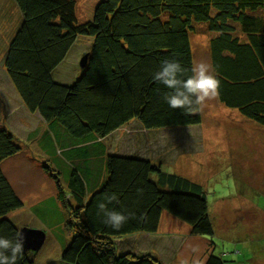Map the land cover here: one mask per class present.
<instances>
[{
	"label": "trees",
	"instance_id": "trees-1",
	"mask_svg": "<svg viewBox=\"0 0 264 264\" xmlns=\"http://www.w3.org/2000/svg\"><path fill=\"white\" fill-rule=\"evenodd\" d=\"M13 2L20 22L7 44L4 69L22 104L46 123L44 136L53 133L62 146L69 145L63 151L72 165L66 187L60 169L40 161L67 211L71 239L61 250V263L163 264L157 252L128 246L119 252L116 242L156 232L163 212L186 223L190 235L212 236L201 184L166 171L161 158L110 153L103 139L132 120L145 130L200 122L198 107L191 113L169 108L163 99L168 90L153 80L166 58L191 69L190 33L196 24L211 34L218 101L264 127V0H98L84 22L76 17L74 0ZM79 37L89 40L85 66L78 61L73 81L60 83L53 72ZM23 145L0 123V164ZM113 192L118 200L108 207L129 215L118 231L102 222L97 208ZM22 205L0 166V236H18L20 228L7 214ZM33 256L22 244L18 264H35ZM224 262L210 254L205 264Z\"/></svg>",
	"mask_w": 264,
	"mask_h": 264
},
{
	"label": "rangeland",
	"instance_id": "rangeland-1",
	"mask_svg": "<svg viewBox=\"0 0 264 264\" xmlns=\"http://www.w3.org/2000/svg\"><path fill=\"white\" fill-rule=\"evenodd\" d=\"M97 1L74 0L77 19L88 20ZM19 22V10L13 0H0V123L10 124L12 129L18 128V120L24 122V106L10 89L12 84L3 61ZM210 37L204 24L195 25L194 32L190 33L193 64L210 63ZM76 42L53 72L60 83L73 81L78 73V61L88 49L87 37H79ZM198 112L200 122L197 124L154 130H145L132 120L106 136L103 142L110 153L161 158L166 171L201 184L214 234L210 237L190 235L186 223L163 212L156 232L118 238V251L128 246L135 251L157 252L163 264H205L210 254L221 256L224 264H264V127L243 116L237 108L223 105L217 96L200 105ZM16 135L24 138L18 130ZM47 138L44 130L38 129L28 135V140H22L21 151L39 165L40 161L47 160L57 166L65 184L71 167L59 163ZM96 162V167H100V162ZM0 166L2 170V162ZM12 173V182L24 181L19 186L21 190L29 191L32 183L37 189L40 187L39 194L46 198L34 204H31L32 198H24L23 202L16 192L18 186L11 184L24 206L15 214L14 211L8 213L7 217L18 228L40 229L46 234L44 243L33 256L35 264H63L57 247L67 245L71 233L51 196H47L49 184L46 180L36 183L38 176L20 175L18 168ZM51 181L54 183L50 178L49 187H52Z\"/></svg>",
	"mask_w": 264,
	"mask_h": 264
},
{
	"label": "clouds",
	"instance_id": "clouds-1",
	"mask_svg": "<svg viewBox=\"0 0 264 264\" xmlns=\"http://www.w3.org/2000/svg\"><path fill=\"white\" fill-rule=\"evenodd\" d=\"M190 72V74H188ZM153 80L162 84L168 91L163 99L171 109L180 108L185 113L204 104L209 98L218 95L220 81L211 63L199 61L191 69H185L175 58H166L160 62L153 73ZM118 200L115 192L108 194L97 203L103 214V223L118 231L129 219L124 212L109 208L108 203ZM21 233L13 239L0 236V264H18L22 257Z\"/></svg>",
	"mask_w": 264,
	"mask_h": 264
},
{
	"label": "crops",
	"instance_id": "crops-1",
	"mask_svg": "<svg viewBox=\"0 0 264 264\" xmlns=\"http://www.w3.org/2000/svg\"><path fill=\"white\" fill-rule=\"evenodd\" d=\"M10 89L13 92V94H16L18 96V94L16 93V91H15V89H14L13 86ZM18 99L20 101V97ZM22 117L24 118V122H20V120H18V122H19L18 123V128L12 129V127L10 126V124L8 125L6 123V125L15 134L17 133V130H18L20 132V134H23L24 135V138L22 140H24V139L25 140H28V135L30 137V135L33 134V133H36L38 131V129H40V130L41 129L46 130V123L38 115V113L29 112L28 109L25 106L22 107ZM25 121H27V123L29 125L27 123H25ZM35 124H37V126H35ZM48 134H49L48 137H49L50 145L52 146L53 152L56 155L57 159L59 161L62 160L65 163H68V165L70 166L71 165L70 162L65 161L66 160L65 159L66 156L63 153V151L65 149H67V147H69V145L62 146L60 144V141L58 142V139L55 137V135L53 133H48ZM46 136H47V134H46ZM17 166H20V167H17ZM54 167L58 169L57 166H54ZM15 168H18V170L20 171V175H23V176H25V175L38 176V178L35 179L36 180V183L38 181H40V180L45 183V180H46L47 183L50 185V182H49L50 181V178L47 176V174H45L42 171V169L40 168V165L37 164L36 162H34L33 159L32 160H29V158L27 157V154H24V152L21 151L19 154L14 155V156H11L9 158H6L2 162V171H3L4 175L7 177L8 181L10 182V184H12V185L15 184L16 186H18V191L16 190V192L21 197V199L23 200V202H24V198H32L33 201H32L31 204H34L36 202H39V201H42L43 199H45L46 198L45 195L39 194V192L40 193L42 192L39 186H38V189H37L35 187V185H32V183H31V186L32 187L29 189V191L24 192L23 190H21V188H19V186H21V184L24 181H22V182H18V181L17 182H12V176H13L12 170L15 169ZM99 180H101V178ZM93 182H97V180H95V178H94L93 179ZM66 184H67V182H65V184H63V186L66 187L67 186ZM49 185H47L48 186V191H47L48 192V195L47 196H51V198L54 201V204H55V206L57 208V211L60 212V214L62 215V222H63V224H65V220L67 218V211L62 206V204L60 203V201H59V199L57 197V193H56V189H55L54 183L52 184V187H49ZM22 196H24V197H22ZM67 196H69V195H67ZM23 206H24V204H23ZM17 211H19V210H15L13 213L15 214V213H17ZM57 248L58 249L60 248L59 252H61V250H62L63 247H57Z\"/></svg>",
	"mask_w": 264,
	"mask_h": 264
},
{
	"label": "water",
	"instance_id": "water-1",
	"mask_svg": "<svg viewBox=\"0 0 264 264\" xmlns=\"http://www.w3.org/2000/svg\"><path fill=\"white\" fill-rule=\"evenodd\" d=\"M86 55H83L79 60V66L83 68L86 63ZM21 233L23 236L22 244L25 249L31 251L34 255L40 249L44 240L46 238V234L43 230L33 229V228H20L18 231V235Z\"/></svg>",
	"mask_w": 264,
	"mask_h": 264
},
{
	"label": "bare ground",
	"instance_id": "bare-ground-1",
	"mask_svg": "<svg viewBox=\"0 0 264 264\" xmlns=\"http://www.w3.org/2000/svg\"><path fill=\"white\" fill-rule=\"evenodd\" d=\"M29 168V167H28Z\"/></svg>",
	"mask_w": 264,
	"mask_h": 264
}]
</instances>
